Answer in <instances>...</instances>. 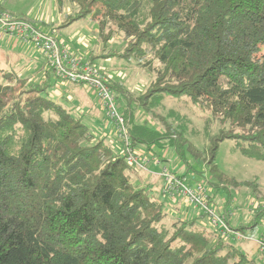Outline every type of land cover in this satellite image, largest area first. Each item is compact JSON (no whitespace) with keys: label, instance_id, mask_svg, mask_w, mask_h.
I'll list each match as a JSON object with an SVG mask.
<instances>
[{"label":"trees","instance_id":"16d2710c","mask_svg":"<svg viewBox=\"0 0 264 264\" xmlns=\"http://www.w3.org/2000/svg\"><path fill=\"white\" fill-rule=\"evenodd\" d=\"M57 1L78 7L62 27L88 17L104 46L121 33L125 50L116 58L154 73L134 98L104 71L128 121L131 113L134 148L162 150L158 164L173 149L196 178L194 129L165 106L172 101L198 105L206 128L221 125L203 159L212 204L225 187L213 179L226 180L216 163L222 142L264 162V0ZM49 69L32 84L0 67V264H261L205 229L202 215L168 225L165 200L136 184L135 167L109 136H96L61 102V79ZM138 109L151 125L137 122ZM256 217L250 229L264 209Z\"/></svg>","mask_w":264,"mask_h":264},{"label":"rangeland","instance_id":"374dc122","mask_svg":"<svg viewBox=\"0 0 264 264\" xmlns=\"http://www.w3.org/2000/svg\"><path fill=\"white\" fill-rule=\"evenodd\" d=\"M20 1L0 0V10L7 12L11 10L14 13L12 15L16 18L28 10L29 14L27 16L29 18L34 19L39 25H41L40 21L45 23L41 25L44 31L52 32L54 37L62 41L70 50L80 52L81 54H79L82 55L81 57L79 56L80 58L88 57V55L92 54V51L100 54L98 58L101 59L100 61L96 59V61L98 60L96 62L94 58L96 65L114 76L113 79H120L124 84L125 90L134 98L141 93L140 91L146 90L149 81L154 78V73L150 74L151 72L148 70L141 69L133 64V67H129L130 64L116 58L125 50L124 36L121 33H115L109 39L107 45L104 46L105 48L100 50L102 45L100 38L96 34L98 31L97 24L90 18L86 17L75 21L66 28L58 29V25L63 26V24L71 22L74 14L78 11V7L69 1H65L62 5H59L57 0H23V3ZM30 46L29 48L21 44L15 46V41H11L9 37L0 39V51L13 54L4 55L0 53V67L15 70L19 72L22 79L35 84L41 81L40 79L43 78L45 70L50 69L46 65L43 55L36 51L33 45L30 44ZM110 59L112 60L109 61ZM52 85H54V81H52ZM57 85L60 86L66 97L61 102L66 107L73 108L74 113L84 115L85 123L88 124L96 136H109L110 145L117 154H121L123 152V143L117 135L114 122L106 117L94 93L84 85L78 86L63 80H58ZM53 94L59 96L58 92H53ZM87 103L89 104L86 105ZM181 104L179 106V102L167 101L165 106L167 108L177 107V112L183 116L181 118L188 120L190 127L194 129L193 134L190 135V140L193 144L194 152L200 158H193V160L189 158V161L196 168L195 171L197 173H194L196 178L193 179V172L184 168V162L179 159L173 149L166 153L167 162H162L161 164L156 163V161L158 159L157 156L162 155V150L157 149V155L146 154L148 162L143 165V168L137 167L131 172L133 181L140 185L149 184L153 195L158 199L163 197L162 191L165 180L162 174L165 167L178 175L186 173L184 177L186 178V183L190 186H193L196 181L211 179L212 175L204 168L203 159L207 158L206 152L208 147H211V137H215L218 134L221 125L216 122L211 127L207 126V129L205 127V118L201 119L204 113L199 109L198 105L192 104L191 107L186 108L185 103ZM118 105L119 111L125 115L123 110L119 108L121 104L119 103ZM133 107L135 106L133 105ZM126 113L130 124L132 122L131 113ZM136 115L137 122L151 125V122L148 121L151 120V117L148 114L141 113L138 109ZM235 144L234 140L228 139L221 143L217 151L216 163L226 180L220 181L217 177L213 178L215 182L225 186L215 189L216 197H214V201L219 212L230 214L229 220L235 227H246V229L241 230L245 236L255 235L258 238H262L264 237V217L258 220V225L254 229H250V226L257 221L256 215L258 211L264 209V162L247 158L239 151H233L235 150ZM141 150L145 151L146 148ZM164 150L167 149L165 148ZM199 170L203 172L202 175ZM180 201L182 203H179L174 209L168 204L165 206L168 212V217L166 218L168 225L174 220L184 218L186 207H184L183 203L185 202ZM204 221L206 222L204 224L205 229L212 231L208 220L205 219ZM229 242L241 248L250 257L257 259L259 263L264 264V255L258 252L255 243L248 240H231Z\"/></svg>","mask_w":264,"mask_h":264},{"label":"built area","instance_id":"2783aa9c","mask_svg":"<svg viewBox=\"0 0 264 264\" xmlns=\"http://www.w3.org/2000/svg\"><path fill=\"white\" fill-rule=\"evenodd\" d=\"M0 33L33 45L61 80L88 87L106 117L114 122L128 164L143 168L148 162L147 156L132 146L130 125L125 115L119 111L116 94L108 85L106 73L101 67L72 54L62 41L38 28L30 20L16 18L5 10H0ZM162 177L165 180L162 194L166 200L176 204L178 200L184 201L187 206L197 210L203 219L208 220L212 231L220 238L227 242L248 240L255 243L258 252L264 255V237L245 236L244 232L232 225L229 213L219 212L216 204H212L207 179L196 181L190 186L186 183V178L179 177L167 167L164 168Z\"/></svg>","mask_w":264,"mask_h":264},{"label":"crops","instance_id":"0c3cea01","mask_svg":"<svg viewBox=\"0 0 264 264\" xmlns=\"http://www.w3.org/2000/svg\"><path fill=\"white\" fill-rule=\"evenodd\" d=\"M16 1H18V0H15V2ZM20 2H22L23 3V0H21ZM10 12L9 13H11V14H14L11 10H9ZM29 14V12H28V10H27V12L26 13H22V15L20 16V17H17V18H25V19H28V20H30L32 23H34L37 27H39L40 29H42V30H44L43 29V26L41 27V25L42 24H45V23H43L42 21H40V24L41 25H39V24H37L36 23V21L34 20V19H31V18H29L27 15ZM27 16V17H26ZM73 24V23H72ZM47 26V25H46ZM70 26V25H69ZM53 27V26H52ZM58 27V29H63V28H66V27H62L61 25H58L57 26ZM68 27V26H67ZM97 28H98V26H97ZM46 32V31H45ZM46 33H49V34H51L52 36H54L53 35V33L52 32H46ZM96 34L98 35V31L96 32ZM6 38V37H9L10 39H11V41H15V46H18V44H21L22 46H27L28 48L29 47H31L30 46V43H24L23 41H20V40H18V39H16V38H13V37H10V36H7V35H3L2 33H0V39H2V38ZM96 38V37H95ZM101 45H102V47H101V49L100 50H103L105 47H104V45L101 43ZM77 50V49H76ZM99 50V51H100ZM71 52H72V54H74V55H76V56H82V55H80L81 53L80 52H77V51H72V50H70ZM0 53L1 54H4V55H13V54H11L10 52H3V51H0ZM80 53V54H79ZM90 53V52H89ZM88 53V54H89ZM41 54V53H40ZM42 55V54H41ZM100 57V54H96V53H94L93 51H92V54H90V55H88V57H84V58H82V59H84V60H86V61H89L90 59H93V58H95V59H98ZM99 61L101 60V59H98ZM97 60V61H98ZM112 59H110L109 61H111ZM96 61V60H95ZM96 61V62H97ZM114 77V76H113ZM51 95L53 96L54 94H53V91H51ZM89 103H87L86 105H88ZM141 152L142 153H144V151L143 150H141ZM211 193H213V191L211 190ZM158 199V198H157ZM158 200H165L164 202L166 203V204H168L171 208L172 207H176L179 203H182L181 201L179 202V200H178V203L176 204V203H170L168 200H166V199H164V196L162 197V198H160V199H158ZM184 204V207H186L185 208V213H184V215L185 214H187V215H196V214H198V212H197V210H194L193 208H190L189 206L187 207V204H185V203H183ZM205 219H203L202 218V223L203 224H205L206 222L204 221ZM233 225V224H232ZM234 226V225H233ZM256 245V244H255ZM257 246V245H256Z\"/></svg>","mask_w":264,"mask_h":264}]
</instances>
